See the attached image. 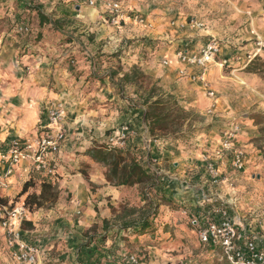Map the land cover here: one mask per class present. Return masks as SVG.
<instances>
[{"label":"rangeland","instance_id":"obj_1","mask_svg":"<svg viewBox=\"0 0 264 264\" xmlns=\"http://www.w3.org/2000/svg\"><path fill=\"white\" fill-rule=\"evenodd\" d=\"M20 1L28 4L26 6L20 5L18 11L21 13L17 12V16L14 17L12 15L15 11L10 13V10H8L7 21H4V23L12 30L21 23L28 26L29 31L27 33H14L19 41H23L28 45L27 50L38 45V48H34L35 53L40 54L42 58L48 57L53 61L52 64H56L58 68L68 70L73 77L76 75L77 79L79 76L82 78L83 71L90 72V74H87V80L91 84V89L99 88L95 84L113 87L118 99L123 101L124 107H128L126 98H136V87L126 84L123 96H121L117 88L110 82L108 74L110 71H118L117 76L114 78L115 83H118L122 73L130 69L132 65L138 66L143 71L145 67L149 66V61L155 59L158 50L164 46L163 40L147 36L145 31L141 30L133 20H121L118 25L112 24L108 20L106 12L100 6H90L86 0ZM115 1L123 3L127 14H138L143 18L146 15L142 12L143 10H135L129 4L130 0ZM169 1H171L168 2L171 12L166 23L169 29L206 30L209 36L203 35L206 40L200 42L199 50L209 40L214 39L220 43V55L216 61H225L222 64L211 63L207 66L206 73L209 88H206L205 91L207 97L214 98V100L219 98L223 102L224 108L223 110H216V112L215 110L200 112L195 108L184 107L174 94L168 92L159 84L158 79L143 71L150 77V82L156 80L163 91L172 94L178 103L190 112L188 115L189 126L182 128L181 134L155 138L159 144L157 148L164 150L161 153L156 151L152 153L151 149L148 151L147 148L141 149L133 146L132 143L128 144L124 151H129L133 158L141 157L138 163L147 173L153 176L154 186L152 188L147 187L145 184L129 186L128 193L124 197L122 196L121 201L117 204H106L107 212L111 214L109 215L111 225L101 224L100 219L86 230V243L84 245H89L92 242L90 250L84 249V254H79L64 263H62V259L56 262L47 261L46 264H109L110 260L116 261V264H121L122 257L128 253H136L142 256V264L149 262V260L150 264H226L224 260H219L220 252L218 250L213 251L199 243L196 227L191 221L200 210L195 209L198 207L197 204L195 205L190 201L192 195L187 196L183 192L186 190L181 189V186H184L185 183L174 178L178 177L177 174L173 173L177 170H173L171 162L177 161L184 164L180 169L186 170L185 176L188 178V182H186L188 185L194 183L195 179H191V177L196 171L199 175L205 171L206 178L210 179L212 184L210 182L205 183L217 187L221 184L223 178L217 176V181L213 182L206 171L209 163H212L214 167L219 164V161L218 163L215 162L212 153L221 157L227 154L230 158L235 148L245 150L242 141L237 140V135L242 133L248 134V141L253 143V147L264 152V24L254 26L253 22L245 19L248 16L243 13V5L247 3L245 0ZM16 2L14 0V4L12 6L11 4L10 6L7 5V8H14ZM76 2L79 3L80 7L76 8L74 6ZM157 2L160 5L161 2L164 3L165 1L157 0ZM254 4L257 5L256 8L259 7L261 14L256 15L258 10L255 9L251 13L252 18L263 16L264 0H255ZM36 5H40L41 10L51 19L59 21L60 27L57 29L51 25L40 26L36 11L33 9ZM26 7L32 8L26 9ZM91 9L95 11L92 17L88 13L92 11ZM180 14L186 15L184 16L186 18H182L180 21H176V18L173 17L170 18V16H180ZM261 21L264 23V20ZM259 31L260 34H258ZM200 33L199 35H201ZM115 34L117 39H115ZM200 38L198 36V39ZM260 50H263V54H260ZM35 53L31 51V54ZM238 56L240 57L238 58ZM81 63L83 66L79 68L78 66ZM247 66H251L255 72L248 71ZM155 67L165 69L168 68V64H161L160 62V64H155ZM197 71L198 69L193 68L192 73H197ZM105 77L108 78L109 84L101 82ZM59 86L54 87L55 90L59 89ZM210 90L213 91V95L208 94ZM95 99L98 101L99 98ZM29 103H31L30 100ZM96 103L95 101L91 102L95 107ZM105 104H107L106 109H96L98 111L93 116L97 121L94 127L96 140H92V143L88 145L89 148H85V151H82L83 148L77 150L76 154L81 155L83 152L87 154L89 150L99 147H106L105 149L108 150L106 138L109 135L116 134L121 126L131 123L128 122L129 120L127 121L129 116L122 118L121 114L116 113V107H118L116 102L102 101L101 105ZM65 107L66 116L70 117V114L67 115V106L65 105ZM232 117L235 120L228 121ZM236 126L237 129L234 130ZM253 126L256 127L253 128ZM204 134L208 136L206 137ZM242 135L244 137V134ZM219 137L218 142L214 141L215 143L211 144L213 146H206L208 141ZM204 139L207 142L202 144ZM224 139L231 142L229 148H223L222 142ZM243 154L245 157L246 153L244 151ZM89 158L91 157L89 156ZM199 159L203 163L202 166L197 165ZM89 168L91 167L83 162L79 169L82 175L83 172L87 174L86 179L88 178ZM231 168L233 169L232 166ZM242 170L234 171L241 172ZM258 170L260 169L256 171ZM96 171L105 175L107 169L103 164L97 163ZM56 175L59 178L60 174L56 172ZM34 183L37 187L39 182ZM196 187L187 188H191L192 192H196ZM91 190H94V188H91ZM21 200L22 198L16 201L20 202ZM149 202L151 204H147ZM143 206H147V208L142 210ZM46 209L49 208H44V210ZM155 209L157 214L155 215L153 228L144 237H133L131 230L123 228L125 223L137 219L143 211L153 212ZM93 210L97 214L100 212L97 205ZM81 213L76 215L81 216ZM115 234L119 235V243L116 246L117 251L114 250L113 257L109 256L107 258L103 254V251H105L103 247L112 244L103 242L107 238H112ZM37 261L34 264H37Z\"/></svg>","mask_w":264,"mask_h":264},{"label":"crops","instance_id":"obj_2","mask_svg":"<svg viewBox=\"0 0 264 264\" xmlns=\"http://www.w3.org/2000/svg\"><path fill=\"white\" fill-rule=\"evenodd\" d=\"M16 1L15 7L8 9L7 5L10 6L11 4L12 6L14 0H0V142L6 145L10 140L17 137L23 138L41 134L45 131H41V128L44 126L49 105L61 102L67 106V115L70 114V117L66 116L64 120L65 140L60 152L51 155L52 164L55 165L57 173L60 174L59 178L57 177L58 199L49 209L29 212L26 221L31 224V227L22 228L24 238L38 247L39 259L37 264H46L47 261L56 262L62 259V263H64L79 254H84V249H91L92 242L89 245H84L86 243V230L100 219L101 224L111 225L109 219L111 214L107 212L106 204H117L128 193L129 186L112 185L106 180L104 174L98 173L96 171L97 163L89 158L86 152L81 155L76 154L77 150L84 148L82 151H85L92 140H96L94 127L97 121L93 116H95L96 111L106 109L107 104L101 105L102 101L116 102L118 106L116 113L121 114L122 118L129 116L127 121L129 120L128 122L131 123L128 124V144L132 143L133 146L141 149L147 148L148 151L151 149L152 153L154 151L161 153L164 150H159L157 148L159 144L149 136L147 128L142 122L141 112L137 109L124 107L123 101L118 99L113 87L95 84L99 88L93 90L89 80H87V74L90 72L83 71L82 78L79 76L77 79V76L73 77L68 70L52 64L53 61L48 57L42 58L40 54L35 53L34 48H38V45L27 50L28 45L19 41L15 36L16 28L12 30L4 23L7 21L8 10L10 13L15 11L12 17L17 16V12L21 13L18 8L23 2ZM164 1L167 3L161 2L160 5H158L157 0L129 1L135 10H143L142 12L146 13L144 18L149 27L143 29L142 26L138 25L139 28L145 31V34L150 38L164 42V46L158 50L155 59L149 61V66L145 67L143 71L158 79L159 84L174 94L184 107L195 108L200 112L203 110L207 112L223 110V102L219 98L214 100V98L207 97L204 85L192 77L193 68L180 63L175 57V52L179 49H186L187 52L196 54L199 50L198 46L201 45L200 42L206 40L203 35L209 36V33L206 30H190L188 28V30L169 29L166 23L171 12L168 2L171 1ZM245 1L247 3L243 5V13L248 15L245 19L253 22L254 26L263 25L261 20H264V15L256 18L251 16L255 9L258 10L256 15L261 14L259 7L256 8L257 5L254 4L255 0ZM74 6L80 7L78 2ZM91 10L88 12L90 17L95 14V11ZM184 16L186 15L180 14V16H170V18L173 17L176 18V21H180L182 18H186ZM198 36L201 38L198 39ZM115 39H117L116 34ZM31 51H34L35 54H31ZM259 52L263 54V50ZM160 62L161 64H168V68L155 67V64H160ZM82 66L81 63L78 67L81 68ZM181 69L184 71L183 74L179 73ZM107 80L108 78L105 77L101 82L107 84ZM209 83L212 87L211 81ZM58 86L59 89L55 90ZM95 98H99L98 101ZM94 101L97 102L96 107L91 104ZM232 120L235 119L232 117L228 121ZM255 127L253 126V128ZM242 134L237 135V140L242 141L245 150L233 146L234 150H241L246 153L245 164L241 172H236L231 168L232 157L229 158L227 154L222 157L216 156L214 153L211 154L216 163L219 161L217 164L218 176L223 178L217 187L205 183L210 182L212 184L210 179L206 178L205 171L201 172V175L196 171L191 177V179H195L194 183L188 185L186 183L188 178L185 176L186 170L180 169L184 164L172 161L171 165L173 170H177L173 173L177 174L178 177L174 178L185 183L181 189L186 190L183 192L187 196L192 195L190 201L195 205L197 204L198 207L195 209L200 210L199 213L210 216L214 209L222 204V208L226 209L228 214L239 221L241 220L242 229L264 235V152L253 147V143L248 141L247 133ZM204 136L207 137L208 135L204 134ZM219 140L220 137L208 142L204 139L202 144L207 142L206 146H208ZM140 158L135 157L134 159L139 161ZM83 162L91 167L88 169L87 179L79 171ZM177 163L178 165H176ZM198 164L203 165L200 159ZM257 169L260 170L256 171ZM30 177L38 183L44 175L30 171L26 165H18L14 174L4 178L0 184V197L8 198L9 203H11L20 191V185L22 186L24 181ZM187 187H196L197 190L192 192L191 188ZM96 205L100 211L99 214L93 210ZM80 212H82L81 216H77L76 214H80ZM107 242L112 245L104 246L103 254L107 258L113 257L114 250L117 251L119 235L115 234L103 243ZM5 246V237L0 229V264H16L6 254ZM149 262H145V264H150L151 262ZM109 264H116V261L110 260Z\"/></svg>","mask_w":264,"mask_h":264},{"label":"built area","instance_id":"obj_3","mask_svg":"<svg viewBox=\"0 0 264 264\" xmlns=\"http://www.w3.org/2000/svg\"><path fill=\"white\" fill-rule=\"evenodd\" d=\"M90 6H100L108 16L112 24L118 25L121 20H133L134 23L147 28L145 19L138 14L126 13L124 5L115 0H87ZM29 28L21 23L16 26V32L27 33ZM220 43L214 39L209 40L196 54L179 49L175 57L180 63L198 69L192 77L199 80L209 88L207 81V66L211 63L222 64L225 60L216 61L220 55ZM183 69L179 71L183 74ZM213 95V91H208ZM66 116V107L63 103H52L47 108L46 120L41 128V134L14 138L6 145L0 142V184L4 178L14 174L18 165H26L30 171L43 174L44 177L57 180V168L52 164V156L60 152L65 140L63 120ZM237 129V126L234 130ZM233 130V129H232ZM129 133L128 125L121 126L116 134L109 135L106 143L109 149L124 150ZM233 135V134H230ZM236 136V135H233ZM231 142L224 139L223 148H229ZM245 164L243 151L233 150L231 166L240 171ZM207 173L213 180L219 174L218 167L209 163ZM0 229L3 231L6 242V254L17 264H34L38 259V249L29 243L22 235V223L28 219L29 211L22 202L14 205L10 203L0 205ZM191 223L196 227V235L199 243L220 252L219 260L226 264H264V235L242 229L241 220L228 214V211L218 205L210 216L198 213L194 215ZM142 256L136 253H128L121 259V264H142Z\"/></svg>","mask_w":264,"mask_h":264},{"label":"trees","instance_id":"obj_4","mask_svg":"<svg viewBox=\"0 0 264 264\" xmlns=\"http://www.w3.org/2000/svg\"><path fill=\"white\" fill-rule=\"evenodd\" d=\"M21 2L25 6L28 4L24 1ZM26 8L31 9L32 7ZM33 9L36 11L40 26L51 25L57 29L60 27L59 21L53 20L45 14L40 5H36ZM247 70L255 72L251 66H247ZM117 74L118 71H110L108 78L121 96H123L126 84L136 87V98H126L128 108L137 109L141 112L142 122L151 138L181 134L182 128L189 126L188 115L190 112L185 110L172 94L163 91L156 80L150 82V77L141 71L138 66L132 65L130 69L122 73L119 82L115 83L114 78ZM105 148H94L89 150L87 154L92 160L106 167L105 178L110 184L123 186L145 184L149 188L154 186L153 176L147 173L141 164L131 156L129 151L116 148L107 150ZM86 175L83 172V176L86 177ZM34 182L32 177L25 180L10 204L14 205L18 202L17 199L22 198L23 206L29 212L50 208L59 196L57 180L42 177L37 187H35ZM8 200V198L0 197V205L8 204ZM146 208L147 206H143L142 210ZM156 214V209L153 212L143 211L137 219L125 223L123 228L131 230L133 237H144L152 230ZM22 227L29 228L31 224L24 221Z\"/></svg>","mask_w":264,"mask_h":264}]
</instances>
